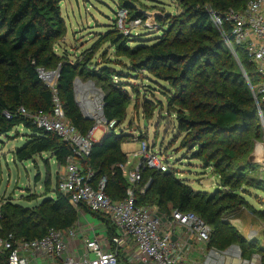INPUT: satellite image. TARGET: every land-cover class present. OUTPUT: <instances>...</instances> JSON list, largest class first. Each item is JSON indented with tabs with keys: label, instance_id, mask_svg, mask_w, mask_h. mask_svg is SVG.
Masks as SVG:
<instances>
[{
	"label": "trees",
	"instance_id": "trees-1",
	"mask_svg": "<svg viewBox=\"0 0 264 264\" xmlns=\"http://www.w3.org/2000/svg\"><path fill=\"white\" fill-rule=\"evenodd\" d=\"M119 1V8L131 21H147L146 6L138 0ZM175 1L182 9L180 14L155 13V27L161 35L154 43L133 39L120 30L100 38L96 47L110 43L118 57L129 60L126 74L111 61L92 66L96 47L74 62L67 54L56 53L68 32L62 15L64 0H0V136L8 137L24 128L29 134L25 135V145L15 151L14 160L23 163L47 155L62 169L72 155L70 146L56 134L39 129L20 114V109L51 113L53 93L40 78V71L57 72L56 90L65 116L80 133L88 135L95 124L81 112L74 84L77 78L93 81L103 95V118L108 127L111 123L115 127L93 142L83 167L94 171L96 181L103 176L108 179L105 192L113 201L123 200L131 185L120 168L129 163L122 148L127 135L119 131L132 104L128 87L139 98L137 87L124 80L147 72L152 84L164 89L160 93L175 115L180 150L185 151V157L199 161L202 168L213 169L219 185L212 192L197 191L177 178L172 169L161 173L145 168L135 186L137 204L156 207L164 216L176 210L195 214L212 229L211 247L226 250L237 245L244 257L258 253L264 259V251L246 241L229 223L244 207L255 215L264 214L247 201L250 189L264 194V178L251 175L256 167L248 161L264 133L246 77L252 85L260 80L244 46L235 47L238 59L226 47L225 38L232 37L231 25L216 28L209 13L210 9L220 15L229 10L241 12L252 0ZM147 98V104L162 105ZM149 112L146 109L148 119ZM51 183L47 177V194L33 207L21 206L13 199L3 202L1 238L12 235L17 241H33L44 238L52 229L69 231L76 227L81 213L100 219L107 228L108 240L117 236V228L107 216L83 204L78 208L72 205L71 197L58 189L59 174L54 188ZM8 260L9 252L0 250V264H8ZM120 263L125 264L122 255Z\"/></svg>",
	"mask_w": 264,
	"mask_h": 264
},
{
	"label": "built area",
	"instance_id": "built-area-1",
	"mask_svg": "<svg viewBox=\"0 0 264 264\" xmlns=\"http://www.w3.org/2000/svg\"><path fill=\"white\" fill-rule=\"evenodd\" d=\"M209 13L216 28L222 30L226 24L231 25L232 37H226L224 43L235 58L238 59L235 47L244 46L250 61L256 66L260 82L252 85L247 77L246 79L257 102L264 133V0L250 1L241 12L229 10L220 15L210 9ZM126 15L123 11L116 19L124 34L128 33L127 28L123 29L126 27ZM141 22L136 20L132 25H140ZM52 75L58 79L57 72L40 71L43 81L50 80ZM49 87L54 103L51 113H32L21 108L20 114L32 120L39 129L56 134L70 146L72 155L59 173V191L71 197L73 206L78 208L83 204L92 212L107 216L117 228L118 234L112 240L97 236L88 238L83 231L74 228L69 231L52 229L44 238L33 241H17L12 235L7 239L0 237V250L9 252L8 264H32L38 259L43 264H121V255L125 264H234L236 261L238 264H264L261 254L254 253L246 258L237 245L226 250L211 247L212 229L195 214L176 210L171 217L164 216L156 207L137 204L135 186L141 180V170L148 168L166 173L171 169L167 162L150 152L145 142L134 156L140 160L139 165L128 172V164L120 167L131 185L125 199L113 201L105 192L108 179L103 176L96 181L94 171L85 169L82 163L92 152L94 141L91 136L95 128L88 135L80 133L65 116L56 83ZM99 107L102 114L99 124L107 129L115 127V123L108 127L103 118L102 94ZM262 141L256 144L254 154L264 171V136ZM168 217L169 222L166 221ZM179 229L181 231L177 233ZM176 233L177 241L173 240ZM253 239L250 236V240ZM74 240H79L85 249L84 257H79L72 247L71 242ZM192 254L196 256V260L190 263Z\"/></svg>",
	"mask_w": 264,
	"mask_h": 264
},
{
	"label": "rangeland",
	"instance_id": "rangeland-1",
	"mask_svg": "<svg viewBox=\"0 0 264 264\" xmlns=\"http://www.w3.org/2000/svg\"><path fill=\"white\" fill-rule=\"evenodd\" d=\"M119 3V0H64L62 15L68 32L65 39L57 45L56 53L61 56L67 54L70 61L74 62L82 59L81 55L86 50L96 47L102 36L115 30L122 32L116 20L123 13V10L119 8ZM138 3L146 6L144 11L147 21H142L140 25H132L133 21L126 15V27L124 26L123 29L127 28L126 36H133V39L148 43H154L155 39L161 35L159 28L155 27L154 16L157 11H164V14L171 15H178L182 12L175 0H138ZM152 7L158 9L152 10ZM130 46L135 45L130 44ZM96 48L97 52L92 58V66L93 63L102 66L111 61L116 63L115 68L118 71L127 74L128 71L124 69L128 67L129 60L118 57L110 43H104ZM135 74V77L124 81L137 87L139 98L137 100L128 87L132 104L127 111L126 120L119 128L120 133L127 135L126 143L123 145L129 162L126 172L134 170L139 165L140 160L134 156L140 150L141 144L145 142L151 153L157 154L167 162L176 177L188 182L194 190L212 192L218 189L219 178L215 171L202 168L199 161L185 157V151L180 150L181 139H177L175 115L167 109L165 98L160 93L164 89L152 84V76L147 72ZM56 80L55 75H52L50 80L45 79L44 81L49 86H54ZM74 88L81 112L95 124V132L91 137L94 142H97L108 130L103 124H99L102 121V114L99 110L101 92L93 81L80 78L76 79ZM146 97L151 102L161 101L162 105L147 104ZM146 109L150 111V119L146 118ZM28 134L21 127L10 133L8 137L0 136V207L8 199H13L24 207L35 206L47 194L44 186L46 178L51 179V187L54 188L58 174L62 170L47 155L23 163L14 160L15 151L25 145V135ZM254 152L248 160L256 167L255 173L251 175L264 178L263 167ZM37 176L39 181H36ZM250 193V197L247 196L248 203L256 211H264V194L253 189H250ZM89 217L93 222L95 221L96 233L101 237H107V228L103 222L90 214ZM170 217L166 218L167 222L170 221ZM231 218L233 219L229 223L237 229L238 234L248 242H251L250 236H253L252 242L255 243L257 249L264 251V214L255 215L251 213V209L244 207ZM234 264H238L237 261Z\"/></svg>",
	"mask_w": 264,
	"mask_h": 264
},
{
	"label": "crops",
	"instance_id": "crops-1",
	"mask_svg": "<svg viewBox=\"0 0 264 264\" xmlns=\"http://www.w3.org/2000/svg\"><path fill=\"white\" fill-rule=\"evenodd\" d=\"M123 148V147H122ZM124 153L127 154V152L125 150H123ZM129 166V163H128ZM95 222V221H94ZM94 222L90 219L88 214L85 213H81L80 214V218L79 221L75 227V229L77 230H81L83 231V234L85 237L88 238H94V237H101L99 236V234H97V229L96 226L94 224ZM181 231V229H179L177 231V233H179ZM177 233L175 234L173 240L177 241L178 240V235ZM71 245L74 249H76V253L79 255V257H84L85 256V249L83 248V246L80 244L79 240H74L73 242H71ZM187 250V249H186ZM196 256L194 254H192L189 258L190 263H193L194 260H196L195 258ZM91 258H94V255H91ZM32 264H43V261L41 259H38L37 262H34Z\"/></svg>",
	"mask_w": 264,
	"mask_h": 264
},
{
	"label": "bare ground",
	"instance_id": "bare-ground-1",
	"mask_svg": "<svg viewBox=\"0 0 264 264\" xmlns=\"http://www.w3.org/2000/svg\"><path fill=\"white\" fill-rule=\"evenodd\" d=\"M46 78V77H45Z\"/></svg>",
	"mask_w": 264,
	"mask_h": 264
}]
</instances>
